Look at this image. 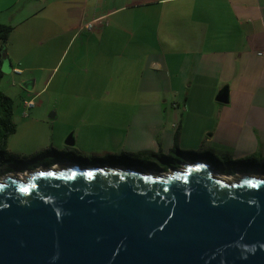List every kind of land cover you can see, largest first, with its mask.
Returning a JSON list of instances; mask_svg holds the SVG:
<instances>
[{
  "label": "water",
  "instance_id": "water-1",
  "mask_svg": "<svg viewBox=\"0 0 264 264\" xmlns=\"http://www.w3.org/2000/svg\"><path fill=\"white\" fill-rule=\"evenodd\" d=\"M215 101L227 103L226 88ZM0 264H264V176L229 180L202 161L8 175Z\"/></svg>",
  "mask_w": 264,
  "mask_h": 264
},
{
  "label": "crops",
  "instance_id": "crops-1",
  "mask_svg": "<svg viewBox=\"0 0 264 264\" xmlns=\"http://www.w3.org/2000/svg\"><path fill=\"white\" fill-rule=\"evenodd\" d=\"M113 5L112 1L104 12L87 17L81 1L50 8L39 0H0V24L12 27L0 51L4 49L9 65H20V75L36 70L53 74L69 43L84 32L85 24L96 21L101 27L102 21L123 8ZM138 6L143 41L151 32L162 50L160 55L164 50L167 54L151 60L149 67L166 72L170 79L167 85L145 89L144 93H185L181 101L176 98L170 105L165 100L151 104L150 110L159 116L167 111L165 104L172 107L168 115L172 129L166 128L165 116L155 117L152 127L162 135L167 132L168 145L153 141L157 136H152L154 145L140 152L150 158L168 156L177 132V140L184 137L202 143L206 156L193 161L264 164V0H141ZM123 25L130 29L137 26L124 18ZM109 29L107 23L96 34L98 45L107 44L105 33ZM129 37H133L131 32ZM58 41H62L60 46L55 44ZM31 81L33 87L35 79ZM224 88L227 103L216 102L217 93Z\"/></svg>",
  "mask_w": 264,
  "mask_h": 264
},
{
  "label": "rangeland",
  "instance_id": "rangeland-1",
  "mask_svg": "<svg viewBox=\"0 0 264 264\" xmlns=\"http://www.w3.org/2000/svg\"><path fill=\"white\" fill-rule=\"evenodd\" d=\"M39 1L50 8H62L66 2L81 1L87 8V17L104 12L112 1L113 7L123 8L116 10L114 13L117 15L114 17L101 22L102 26L110 23V29L105 33L107 44L98 45L96 42L100 38L96 34H99L102 26L97 24L91 33L84 30L69 43L53 74L45 70L27 71L23 75H20V71V74H16L13 70H20V65H9L5 51L1 49L3 75L0 91L12 100V118L16 130L7 140L0 164L15 168L17 164L24 163L26 158L44 150L59 153L64 150L67 136L72 134V150L80 158H90L89 162L100 161L98 165H120L161 174L154 171L153 158L140 151L154 145L150 140L152 136H157L153 141L161 140L163 146L168 145L167 132L162 135L152 125L156 124L155 117L160 119L165 116L166 128L170 129L171 118L168 115L172 107L167 105L176 98L181 101L185 93H144L145 89L154 90L159 85H167L170 79L166 72H157L149 67L151 60L167 54L164 50L160 55L162 50H158L151 32H148L145 41V37L140 36L138 5L141 0ZM123 18L137 26L132 29L125 27ZM129 32L133 37H129ZM55 44L60 46L62 41ZM5 61L8 64L6 68L3 67ZM34 79L35 85L31 90L22 87V83ZM171 79L174 84L176 79L173 76ZM30 99L35 108L26 110L23 103ZM163 100L167 104V111H161V116L156 115L149 107ZM145 103H148L146 107ZM52 114L54 118H50ZM201 144L183 137L177 140L176 149L183 153H193L195 159L200 160L206 156ZM173 146L172 140L170 148ZM218 156L216 158L222 162ZM183 157L172 152V158L181 161ZM213 166L221 174L222 168L228 165L223 163Z\"/></svg>",
  "mask_w": 264,
  "mask_h": 264
},
{
  "label": "flooded vegetation",
  "instance_id": "flooded-vegetation-1",
  "mask_svg": "<svg viewBox=\"0 0 264 264\" xmlns=\"http://www.w3.org/2000/svg\"><path fill=\"white\" fill-rule=\"evenodd\" d=\"M70 136H72V134H70ZM73 144H74V141H73ZM89 160L82 158V157L81 158L78 157L76 153L72 150V148L66 145L64 150H62L59 153L47 155V156L40 157L34 160L26 161L21 164H17L15 168H13V166L9 167V165L5 166V165L0 164V170L7 171L2 174V177L9 175V176H15L17 178H23L24 176H28L29 174H32L35 171H46L48 169L60 171V170H66L72 167L88 168V167L120 166V165H106L102 162L101 163L104 165H98L100 164L99 163L100 161L89 162ZM153 160H154L153 164L155 165L154 171L157 173H161V174H165L168 171L170 172L175 169H180L185 162H188L185 160L180 161L175 158L161 160L159 157L157 158L153 157ZM207 163L210 164V166L215 172L217 171L215 170L216 168H214L212 163L210 162H207ZM226 164L228 166L222 168L223 173L221 174L217 172L216 173L229 180H233L237 177H240L243 174H247V175H250V174L259 175L260 174L264 176V164L263 163H258L254 165H252V163H245L243 165L242 164L233 165V164H229L226 162ZM121 167H124V166H121Z\"/></svg>",
  "mask_w": 264,
  "mask_h": 264
},
{
  "label": "trees",
  "instance_id": "trees-1",
  "mask_svg": "<svg viewBox=\"0 0 264 264\" xmlns=\"http://www.w3.org/2000/svg\"><path fill=\"white\" fill-rule=\"evenodd\" d=\"M12 30L11 26L8 25H1L0 24V43L5 44L8 38V35L10 34ZM3 73L1 71V61H0V79L2 77ZM13 114H12V100L5 94H3L0 91V160H2L3 155L5 154V148L7 145V140L9 136H11L13 133H15L16 125L13 121ZM178 139V133L176 132L174 135V147L171 149L170 154L168 156H159L161 160H167L172 158V152H177L178 154L184 156L183 160L185 161H193L195 160V154L193 153H183L176 149V142ZM54 150H44L41 153L35 154L29 158H26V161L34 160L40 157H44L47 155L55 154ZM12 156V155H10ZM158 157V156H157ZM155 157V158H157ZM18 159V158H15ZM7 171H1L0 174L5 173Z\"/></svg>",
  "mask_w": 264,
  "mask_h": 264
},
{
  "label": "built area",
  "instance_id": "built-area-1",
  "mask_svg": "<svg viewBox=\"0 0 264 264\" xmlns=\"http://www.w3.org/2000/svg\"><path fill=\"white\" fill-rule=\"evenodd\" d=\"M96 26H97L96 21H92V22L85 24L83 27V30L92 31V30H94V28H96ZM98 26H100V25L98 24ZM13 72L16 74L21 73L19 69H14ZM23 106L25 107V109H31L35 106V104H34L33 100L30 99V100L24 101Z\"/></svg>",
  "mask_w": 264,
  "mask_h": 264
}]
</instances>
